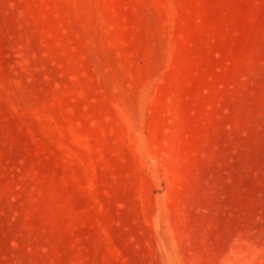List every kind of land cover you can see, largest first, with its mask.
Here are the masks:
<instances>
[{"label": "rangeland", "instance_id": "374dc122", "mask_svg": "<svg viewBox=\"0 0 264 264\" xmlns=\"http://www.w3.org/2000/svg\"><path fill=\"white\" fill-rule=\"evenodd\" d=\"M0 264H264V0H0Z\"/></svg>", "mask_w": 264, "mask_h": 264}]
</instances>
